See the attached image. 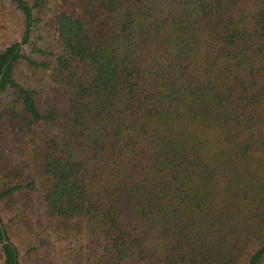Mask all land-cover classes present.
<instances>
[{"label": "trees", "instance_id": "trees-1", "mask_svg": "<svg viewBox=\"0 0 264 264\" xmlns=\"http://www.w3.org/2000/svg\"><path fill=\"white\" fill-rule=\"evenodd\" d=\"M13 2L0 203L36 194L72 263L264 264V0Z\"/></svg>", "mask_w": 264, "mask_h": 264}, {"label": "rangeland", "instance_id": "rangeland-1", "mask_svg": "<svg viewBox=\"0 0 264 264\" xmlns=\"http://www.w3.org/2000/svg\"><path fill=\"white\" fill-rule=\"evenodd\" d=\"M27 1L32 3L35 0ZM44 1L48 5L54 2V0ZM23 22V15L13 0H0V49L20 38ZM48 26L46 23L45 26L42 25L32 33L34 35L38 33L34 38L37 44L42 46L49 43L54 44L55 33ZM26 49L30 52L28 47ZM32 54L35 55L33 51ZM15 195L12 209L0 203V215L11 239L18 247L20 261L23 264H77L72 263L68 257L73 252V248L69 247L71 251H68L64 243L66 240L58 238L57 235L61 236V232L58 231L54 235L57 223H49L44 217L45 211L42 205L40 206L37 195L28 193V191L27 194L19 191V194ZM24 195L29 197L27 205L23 204L25 203Z\"/></svg>", "mask_w": 264, "mask_h": 264}]
</instances>
